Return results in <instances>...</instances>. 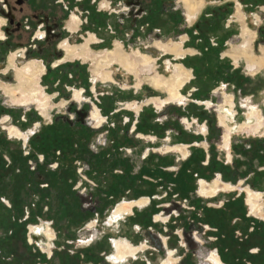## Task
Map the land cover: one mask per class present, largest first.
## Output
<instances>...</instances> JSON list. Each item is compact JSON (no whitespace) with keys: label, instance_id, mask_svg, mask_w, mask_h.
<instances>
[{"label":"crops","instance_id":"obj_1","mask_svg":"<svg viewBox=\"0 0 264 264\" xmlns=\"http://www.w3.org/2000/svg\"><path fill=\"white\" fill-rule=\"evenodd\" d=\"M54 1L56 2V0ZM174 2L177 4V7L171 11L165 9L162 11H154V9L151 8L149 10L150 12L137 20V25L135 24L136 22H134L132 26L129 24L128 30L126 29L128 32L126 33L129 35L127 40L130 41L132 50L151 49L152 51V49H154L158 51L157 54L151 52V55L157 60V70L159 69L158 61L163 59V71H159L160 73L170 75L172 71V69L166 68V60H170L174 63L178 61L186 63L187 68L191 72V77L181 88L185 100L181 103H164L160 107L152 102L147 103L150 98L155 96L161 98H167L169 96L166 90L158 89L150 82L149 76L153 75L154 72H151L150 74L144 72L137 76L116 64L115 66H117L121 75L117 79L122 80L123 77L125 79V76H128V78L134 83L131 84L129 89L122 88L127 86V83L119 84L121 85L119 86L120 91L112 94L115 95L114 100H119V103H114L113 107L106 105L105 101L104 104L102 103L101 105L94 103L99 107L101 114L105 117L103 123L98 129L90 130L87 127L80 129V138L83 143L87 145L94 143L104 130H107V134H110L107 139V144L95 152L92 157L85 159V163L89 167L90 173H88L87 170V175L88 177L90 176L89 179L108 200L109 209L107 217L110 218L112 216L116 209L115 207L123 202V200L133 201L141 197H148L150 199L145 206H134L131 213L121 216L113 224L97 231V234L94 237V239H100L103 235L110 236L113 242L119 237L118 239L126 240L131 245L138 246L147 244V248L139 251L135 257H129L124 262L113 263L108 259L103 262V264H128L129 260L132 261L129 264H163V261L168 257L169 251H173V256L177 259L175 264H197L192 257V253L186 250L184 246H178L175 242L177 234L174 231L182 224L178 223L177 226L174 225L179 220H172V223L166 222L163 224L154 220L149 215L150 209H153L155 205L160 207L159 205L164 202L160 200L163 199L161 198V195H163L165 189L164 186L167 183L163 181L164 186L155 189L154 184L158 182H154L151 178L147 177V175L158 172L157 176H162V172L156 169H153V171L150 169L151 164H155L158 159L165 158L166 156L175 157L179 155L176 152L161 151V148L169 143L176 145L187 142L192 146L196 143L203 144V142H205L204 146L209 155L207 163L210 162L212 156L222 155L225 157V152L222 148L225 128L220 123L219 110H210L217 103H214L211 107H207L201 101L206 93L202 94V96L198 94L199 91L201 94L200 88L204 85L203 83L206 80V76L204 74L205 69L199 64L197 57L201 53L197 50H201L204 46H207V41L209 42V40L217 41L220 48L222 47L223 49L228 50L240 46L244 40L242 37L244 24L249 26V28L255 33V38L253 40L254 50L257 49L261 52V49L264 48V19L259 20L257 18L259 12L264 15V0H207L206 5L200 9L197 16L192 18V20L188 19V12L183 3L180 0H174ZM239 9L245 14L244 20H241L239 17ZM44 11L45 9H42V12ZM110 17H112L113 23L112 21H98L100 23L99 26H101L98 30L96 29L95 24H89L87 26V29L98 32V36L102 38V42L99 44H103L107 41L111 44L112 42L115 43L118 39H120V41L125 39L122 35V32H124L123 30L118 29V33H116L115 36L109 33L108 28L116 25V17H113L112 15ZM68 21L69 19H67L62 24L63 27L58 30L60 36L63 34L79 33L83 30V28L80 27L76 32H71ZM40 27V29H43L44 25L41 24ZM99 30L101 31L99 32ZM90 32L91 31H89V33ZM196 32L199 35H196ZM183 36H186V43L193 45L192 48L195 49L193 54L176 56L171 53H164L158 49L153 42L154 38L159 39L158 41L164 42H168L165 41L167 39L171 41L174 38H178L177 41L180 42ZM62 38L63 37L60 39ZM60 39L55 41L51 46L47 45L40 52V61L44 62L46 65H52L49 67V70L51 72L53 71V77L51 79L43 81L41 77L42 82H44V85L42 86L47 94L52 96L53 99L59 98V103H64L61 104L63 107L68 105L69 111H72L73 107L75 110L78 108L83 109L85 105L82 103H84L85 99L82 102L76 101L74 98V90L80 89L82 90L83 96H90L92 88L90 90L89 86H91V84L89 85L88 81H94L93 83L95 87L100 83L106 84L110 82H104L100 77L94 74L91 75L88 72L87 68H89L91 60L84 61L81 58L68 59L61 62V65L65 67L54 66L53 62L56 60V55L62 51L59 45ZM114 43L110 46L104 47L103 50L110 49V47L114 46ZM26 50L24 53H26ZM43 53L50 54L44 56ZM224 57L228 56H223V58ZM76 62L82 67V69L78 68V65L75 66ZM240 63V65L236 66L232 64L233 67L230 70V73L224 79L220 78L221 84H226V88L230 86L232 87L236 102L250 96L249 102H256L257 107L260 108L264 114V67L252 75L247 69V62L244 58L240 59ZM139 80H142V84L140 87H136ZM206 96L211 98L209 92H207ZM133 101L142 104L139 112L127 106L128 103ZM91 109L92 113L93 108ZM235 109H238L237 106ZM235 112L238 114V121L235 120V117L230 124L238 129V127L245 121V117L241 116V111L239 109L235 110ZM210 113H216L218 119H215L212 115L210 116ZM173 115H177V117L174 118ZM37 117L39 121H43V115L38 114ZM183 118L188 119L191 126H188L183 121V123L181 122L182 124H179V119ZM78 123H80V121ZM78 123L75 124V128L78 127ZM203 128H205V132L202 131ZM101 136L104 137V134ZM201 138L205 141H202ZM237 143H241L242 146L250 143L264 145V125L257 133L247 130H236L233 132L230 146L226 150L228 154H232V161L225 162L222 169L223 171L216 172V176L220 173L224 180L238 182L240 179H244L246 183L248 179L244 176H247L250 172L256 170L264 171V166L262 167V165H264V147H262L257 153L259 159L255 161L253 165L246 164L245 167L236 169L235 171L233 161L234 156L236 155L235 144ZM67 144L65 143V145ZM66 153L67 152H64V154ZM178 158L180 160L179 156ZM125 161L128 164H125ZM175 164H177V161ZM160 169L165 172L171 171L169 168L165 169L164 166ZM176 169L177 166H173L172 170ZM230 169H232L231 175L226 171H230ZM214 179H216V177ZM240 182L243 183V181ZM248 185L250 188L255 187L251 184ZM259 191L263 193L264 197V187L259 189ZM240 192L243 193L242 191ZM198 195L200 196L199 193ZM55 203V206H52L53 204L51 205V209L53 210L54 207L55 210H58L57 222L62 225L63 231L68 232L69 229L73 230L79 228L81 222L86 220L85 217H81L82 220L80 219L81 221H77L74 217L76 211L78 212L80 208L78 201L68 200L67 207L59 204L60 202L58 199ZM57 205H59L58 208ZM244 205L246 206L245 201ZM226 206L229 207L230 205L226 204ZM205 207L212 206L209 203L207 204L200 200L198 210ZM246 209L247 216L253 217L248 213V206ZM217 210L219 209L215 208V210L212 211ZM155 212V215H157V210ZM212 217L213 219L216 218L214 215ZM257 220L264 223V219ZM181 223H183V220ZM56 226L61 228L57 223ZM133 233H139L141 242H136ZM210 234L213 235V233ZM86 237H88V233L85 234V238ZM254 248L257 249V247ZM253 249L249 250V254L256 255L260 251V247L256 251ZM114 251L115 248L113 245L112 254ZM213 254H217L224 264H253L250 259L249 263H245V259L239 261L234 259V256H231V259L226 261V263L216 251H213L210 256V264H214L211 260Z\"/></svg>","mask_w":264,"mask_h":264},{"label":"rangeland","instance_id":"obj_2","mask_svg":"<svg viewBox=\"0 0 264 264\" xmlns=\"http://www.w3.org/2000/svg\"><path fill=\"white\" fill-rule=\"evenodd\" d=\"M50 1L49 0H0L1 7L6 9L7 11H11L10 17H9L10 22H8V19H6V18H5V20L0 19V26L2 25L3 29L5 30V34L7 36V38L0 40V154L3 155L5 160L13 159L15 161L14 164L16 165L15 167H12V168H8L7 165L2 166V167L0 166V174L2 175L1 176L2 178H0V200L2 202L7 203L8 201L11 202L12 200H14L17 196V199H19V203L21 206L29 207L28 210L30 211V218L31 219L28 221V224L29 223L41 224L43 222H48L50 220L54 221V223L52 225L53 229L52 228L51 229L54 232V234L56 235L55 243L57 244V248L64 247L65 249H67L71 252L72 251L74 252V253L69 254L70 264H103V262L110 259V257L112 256V246L114 245L112 238L110 236H104L103 235L102 237H100V239H98V238L93 239L94 241H93V243H91V245H88L87 241H84V240H86V239L82 238L83 233L85 231L84 228L86 227V225L88 223L93 221V219H95L96 216L92 212H83L81 209V206L79 208V211L78 212L76 211L74 217L77 221H79L80 219L82 220L81 217H85L86 220L84 222H81L79 228H76L73 230L69 229L68 232L63 231L62 225H60L57 222L58 221L57 220L58 210L57 209L55 210L53 207V211L50 213V215L52 217H50L48 214L49 211L46 209V207H48V206L51 208L52 204H53L52 206H55L56 205L55 201L57 202V199L60 202L59 204L63 205L62 202L60 201V195H58L59 191L55 190V191H53L54 193L49 191V192H51L50 196L46 192L38 191V189H37L38 187H37L36 183H37V181H39V179L37 178L35 172H33V171H32V173L29 172L31 168L28 167V162H25L24 158L19 155V152H21L22 147H23V143H24L23 138H18L15 135L11 136V134L9 133L8 128H7L8 126L16 125L18 128L21 129V131L25 134V136H28V135L30 136L34 131L38 130L37 127L41 126L42 123L48 124V123H51V121H53V120L55 122L59 123L58 119L60 120L62 117L66 116V115L71 116L70 114H73L75 112L74 107H73L72 111H69L68 105L67 106L64 105L65 107H63L61 105L63 102L60 104L59 98L53 99L51 96V99H50V97H49L50 95H49L48 96L49 110H48V115L45 116L40 112V110L38 109V106L35 105L34 103H31L30 105H19L21 103V101L23 103V101H24L23 97H18L15 99V98L7 95L4 92L5 87H16V86H18L19 79L16 78L17 77L16 76L17 70H21L22 67L26 66V63L29 62L31 59L32 60L36 59L39 61L40 57H41L40 52L47 45L51 46L55 41L59 40L61 37H63V38L60 39V42L63 39H69L72 44L81 45L84 43L83 42L84 38L86 36H88V34H85V32L80 31L79 33L63 34L59 38H55V37H53L55 34L54 32L56 30L54 28V31H52L51 34H49V36L51 35L50 38H48V36L44 37L43 39L36 38L37 37L36 34H37L38 30L41 28V27H39L40 22L41 23L44 21L47 22V23L44 22L45 27L43 28L46 30L48 28V26L51 27L54 24H56V22L59 24V21L61 20V17H62V11L66 12V9L64 6L60 7V5L56 4V2L54 0H50ZM112 1H114V0H112ZM206 1L207 0H202V3L198 6V12L200 11V9L204 5H206ZM108 2H111V0H108ZM90 3H93V0H90ZM123 6H128V4H124ZM42 7H45V8H42ZM156 7H158V8H156ZM175 7H177V4L174 2V0H141V5L136 7V9L138 10V12L143 10V14L141 16L134 17L130 14V12H125V13L121 12L120 11L121 8L119 6V3H117V6H115L114 3L111 5V9H115L116 10L115 12H117V13L119 12L118 14L114 13L112 15L113 17L114 16L116 17L115 24L117 25L118 29L124 31V32H122L123 33L122 35L125 37V39L123 38L124 42L120 41V39H118V38L117 39L123 44V48L125 46L124 50L131 56L132 59H135L139 63L143 62V60L140 56L138 57L136 54L132 53L133 50L131 48L130 41L127 40L129 37V35L126 33V32H128V31H126V29L128 30V25L131 24V26H132V24H134V22H136L135 24L137 25V23H138L137 20H139L140 18L145 16L148 12H150L149 10L151 8H153L154 11H162L164 9L171 11V10L175 9ZM42 9H45V11L42 12ZM103 9H106V8H103ZM54 11H55V13H54ZM112 12L113 11H111L110 13L112 14ZM89 13H90V15H92L91 11ZM5 14L6 13L4 12V16H6ZM51 14H54V16L56 17L55 21L49 19V17H51ZM69 15H70V13H69ZM120 15H122V16H120ZM96 16H97V17H95L96 20H98L100 22L112 21V17H110L111 15L108 16V14H106V13L97 14ZM259 16H260L261 20L264 19V15L260 12H259ZM239 17L241 19V16H239ZM67 19H69V16L66 17L64 15L62 24ZM112 23H113V21H112ZM60 24H61V22H60ZM197 32H198V30H197ZM197 32H196V35H199ZM109 33L111 34L112 32L109 31ZM67 35H69V36H67ZM67 37H69V38H67ZM184 37L186 38V36H184ZM35 39H37V40L35 41ZM145 39H146V37H145ZM158 40L159 39L154 38L153 42L156 43ZM173 40L177 41L178 38H174ZM173 40H171V41H173ZM165 41H168V42H164V41H162V42L163 43L171 42L168 39ZM204 41H205V39H204ZM81 42H83V43H81ZM198 42H200V41H198ZM76 43H78V44H76ZM112 43H114V42H112ZM112 43L109 44V41H107L103 44H99V43L98 44H92L91 45L92 52L90 53V56H92V57H88V58L80 57L84 61L91 60L90 64H89V68H87L88 72L91 75L94 74V75L100 77L98 74H96L94 72L97 63L95 60H93V56L96 53L97 54H100V53L104 54V52L108 50V49L103 50L104 47L110 46V45H112ZM207 43H208L207 46H204L201 50H197L198 52L201 53L197 57H198L199 64L205 69L204 74L206 76V80L203 83L204 85H202L200 88L201 94L199 93L200 91L198 92V94L200 96H202V94H204V93L207 94V92H209V94H211V98H209L205 94V97L204 98L202 97L203 98L201 100L202 103L204 104V102L206 101V105L209 104L208 105L209 107L213 106L214 103L215 104L217 103L210 110H217L218 109L220 111L219 112V119H223V118L227 119V117H228L231 119L232 122H233L235 117H236L235 120L238 121V119H237L238 114H236V112H235V110H238V109L241 111L240 112L241 116L245 117V121H248V113L251 112L250 110H252L253 108H256L257 110H259L260 113L264 116L261 109L257 107L256 102H249L250 96H247V97L241 99L240 101L236 102L235 101V95L232 92V90H233L232 87L230 86V87L226 88V84L225 85L221 84L220 78L224 79L230 73V70L233 67L232 64L235 66L240 65L241 64L240 63L241 58H244L247 62L246 56H244V55H241L238 60H236L234 57V56L239 54V52H240L239 50H241V47L244 44V40L240 46H237L234 49H230V50L223 49L222 47L220 48L219 47L220 45H218V42L215 40H209V42L207 41ZM183 44H184L183 49H187V47L192 48V46H193L192 44H189L186 42L185 43L183 42ZM22 47H25L27 49L26 53L18 52V59H17L16 63L13 65L12 64L13 60H12V57L10 58V56L12 55L13 52L18 51ZM113 47L114 46L110 47V49H112ZM100 49H102V50H100ZM47 50H50V49H47ZM140 51L144 54L151 56V57H152L151 52L156 53V54L158 52L157 50H154V49H152V51H151V49H148V50L143 49ZM161 51H163V50H161ZM194 51H195V49H194ZM60 52L62 53V55L59 53L56 55V60L53 62V65L56 61L62 60L64 58V56H65L64 51L62 50ZM193 53L189 52L187 54H193ZM254 53L257 56H260L262 54V52H259L257 49L254 50ZM49 54L43 53L44 56H47ZM88 55H89V53H88ZM223 56H228V57L223 58ZM162 61H163V59L158 61V65H159L158 70L156 68L157 67V63H156L154 65L155 67L153 66L151 68L150 72L144 71L143 70L144 66L141 65L139 67V69H142V70H140V74L144 73V72H147L148 74H150L151 72H154V74L149 76V78H151L152 76H154L156 74L164 75V74L159 72V71H161V72L163 71V68H162L163 62ZM165 63H166L167 69H172L170 75L174 72V65L176 63H181V64H184L186 66V63H184L183 61H178V62L174 63L170 60H166ZM167 64H169V65H167ZM76 65H78L77 66L78 68L82 69V67L77 62L75 63V66ZM115 65L116 64H112L110 66L111 68L105 69L106 71L111 70L113 72V81H111L110 83L103 84V83L98 82L100 84L97 83L98 86H96L95 89L93 90L92 87L94 86V83H93L94 81L93 82L88 81L89 85L91 84V86H89L90 90L92 88V91L90 92L91 95L90 96H84L85 101L82 104L85 105L83 108V112L89 113L88 116H89V122L90 123L87 120H83L77 124L78 125L77 128H75L76 127L75 126L73 129H71V131L74 130L79 137H80V129H82L83 127L84 128L87 127L88 129L92 130V129H96V126L98 129L99 126H101V124H102L100 122L104 121V119H105V117L101 114L103 116V118L91 120V117H92V115H91L92 109L91 108H94V106H93L94 103H98L99 105H101L102 103L104 104V101H105L106 105L113 107L114 103H119V100H117V101L114 100L115 95H112L114 92L116 93L117 91H120L119 86H121V85H119V84L127 83L128 85L124 86L122 88L129 89L131 84L134 83L133 81H131L128 78V76H125V79L123 77L122 80H118L117 78H119L121 75L119 73L120 71H118L117 66H115ZM45 66H46V70L44 71L43 76H41L43 81L49 80L53 77V73H52L53 71L51 72L49 70V67L52 65H46L45 64ZM56 67H65V66L61 65V63H60ZM248 67L249 66H248V62H247V69H248V71L250 70L249 72L252 75H254L257 70H260V69H254L253 70L250 67L249 68ZM114 74L116 77L114 76ZM170 75H164V76L169 77ZM89 77H91V76H89ZM23 78H24V76L21 79H23ZM40 81H41V84L44 85L43 84L44 82H42L41 79H40ZM102 81H104V80L102 79ZM150 82L152 83V85H154V83L151 79H150ZM141 84H142V80H139V82L136 84V87H140ZM154 87H156V86L154 85ZM40 89L42 90L41 86H40ZM225 93L226 94H232L234 96V99H233L234 105L236 104L234 106V111H231L229 113H227L225 111V108L222 109V107H221V104L224 102V99H225L224 98ZM68 94H70V93H68ZM27 100L29 102L30 98H27ZM149 100L147 103H150ZM184 100H185V96L183 95V98H181L180 100L179 99H176V100L171 99L168 96L167 98H162L161 101L155 100V101H151V102L152 103L156 102L155 104L160 107L164 103H170V102L181 103ZM208 102H210V103H208ZM94 105H96V104H94ZM127 106L129 108L135 109L136 111L139 112V110L141 109L140 107H142V104H140L137 101H133L131 103H128ZM236 106L238 109H235ZM38 114L43 115V121L42 122L38 120V117H37ZM209 115L210 116L212 115V117H214L215 119H218L216 117V113H214V114L210 113ZM173 116H174V118L177 117V115H173ZM253 120H255L253 126H247L241 130L239 129V127H238V129H236L233 125H231V124L230 125H231V127H233L234 132L236 130H238V131L247 130V131H252L254 133H257L261 129V127L264 125V121H263L262 125H258V124H256L257 118L254 117ZM182 121L185 122L189 126L188 120L186 118L179 119V124H182L183 123ZM220 123L222 125L221 120H220ZM62 124L64 125L63 127L67 128L66 130L69 131V124L67 122L66 123L63 122ZM42 126H44V125H42ZM222 126L225 128L224 125H222ZM202 131L205 132V128H203ZM225 133H226V128H225ZM225 133H224V135H225ZM103 134H104V137L101 136ZM232 134H231V137H232ZM101 135L96 139V141L94 143H92L90 145H87L84 143L86 150H85V153L81 154V156H84V157L79 158V159H76V158L66 159L67 162L64 165L69 168V173L65 174L62 179L57 178L55 176L54 172H52L50 174L51 177H53L52 179L54 180L53 181L54 182L53 187L55 188L57 185L59 186L61 183L62 188L64 190H67L66 194L68 193L69 200H76L80 204L79 198L76 197L72 193V191L70 190V185H71L70 182H71L72 178H74L75 175H78L77 174L78 164H76V161H82L85 164V166L88 167L85 163V159L92 157L95 154V152H97L101 147L105 146L107 144V139H108L110 134H107V130H104V131H102ZM241 136H244V135H241ZM201 140L205 141L203 138H201ZM71 142L75 143V142H80V141L73 140ZM230 142H231V140H230ZM230 142H229L228 146H225L224 138H223L222 144H223L224 149L229 148ZM178 145H184V146L182 147V149L176 148V149H172L171 151H168V148H167L168 146L176 147ZM204 145H205V142H203V144L202 143H196L195 145H192V146H190L187 142H184L182 144H176V145H174L172 143L164 145V147L161 148L162 152H176L178 154H181L182 156L178 155L180 157V160H179L178 156H175V157L174 156H166L165 158L158 159V161H156L155 164H151L150 169L152 171H153V169H156V170L162 172V176H157L158 172H155L151 175H147V177L151 178L154 182H158V183L154 184L155 189L156 188H162L164 186L163 183L164 182L167 183L164 186L165 189H164L163 195H161V198H163V199L160 200V201H164V202L159 205L160 207H157L155 205L153 209H150L149 215L151 216V218H153L155 220V218H154L155 213H156L155 211L157 210V213H164L163 215L168 217L167 222H169V223H172V220H179L174 225V226H177L178 223L182 224L179 226V228H176V230L174 231L177 234V239L175 240V242L178 246L182 245V246H184V248L186 250L191 252L192 257L197 262V264H200V261H199L200 258L197 255L196 251H202L203 254L206 255V251H210L212 248L213 249L219 248V245H217L218 240L216 242H213V241L211 242V239L214 240L215 237H218V235H216L214 237L210 234L212 232L206 231V229L204 228V226L207 225V223L203 222V220H202V218L205 217L204 209L198 210V206L200 205V200L206 202L207 204L209 203L212 207H214L216 209H219L216 212L217 215L219 216V218H221V219L224 218L225 222L232 227L234 225L236 226L237 223L243 224V221L241 220L240 217L234 216L232 214L233 209L225 206V204H227L229 201L238 200L240 198L243 201H245V203H246L247 195H246L245 190H247V188H250L248 184L255 186L254 188H251L254 191H259V189H262L264 187V171L256 170V171L250 172V174H248L247 176H244L245 178L248 179L246 181V183H245L244 179H240L238 182H232L231 180H224L222 178V175L220 173H218V175L221 176V179L223 181H225L224 183L229 182L226 184L231 185V188L233 187V189L234 188L235 189L232 191H229V189L222 190V191L218 192V194L214 197L206 196L202 193L200 194L199 193L200 192V182L198 185V181L200 179H202V180L205 179V181L208 183L215 181L217 179V178L214 179L216 177V172L223 171L222 169H223V165H225L224 163L228 162L227 158H226L228 152L225 151V157L222 155L221 156H212L210 159V162L207 163L209 155H208L206 147ZM74 147H75V144H74ZM212 147H215V146H212ZM262 147H264L263 144L259 145V144L250 143V144L243 145V146L241 145V143L235 144V148H236L235 154L236 155L234 156V161H233V166L235 168V171H236V169H241V168L245 167L246 164L253 165V163L259 159L258 158L259 156H257V153L260 151V149H262ZM209 148H210V146H209ZM209 148H208V151H209ZM188 153H189V155H188ZM228 156L233 158L232 154L231 155L228 154ZM176 161H177V164H175ZM124 163L128 164L126 161ZM162 166H164L165 169L169 168L171 171L165 172L164 170H161L160 168ZM173 166H177V169L172 170ZM263 166L264 165H262V167ZM6 168H8V170ZM41 168H43V173H44V171L45 172L48 171V166H43ZM9 170H10V172H8ZM87 170H88V173H90L89 167ZM231 170L232 169H230V171L229 170H226V171L231 175V172H232ZM57 173H60V172H57ZM27 181H30V183L32 185L30 183H27ZM240 181H243L244 185H242V183H239ZM230 183H232V184H238L239 183V184L233 186ZM29 184L31 186L27 189V186ZM56 189H57V187H56ZM240 191H242L243 193H241ZM259 192H261V191H259ZM93 193L95 194V196H98L99 200H100V207H99L100 218H99V223L97 225V231H99V230H102L103 228H105L106 226L111 225V224H108L109 218L107 217L109 206H108L107 198H105L103 196L102 192H100V190H98L97 187H95V186L93 189ZM198 193L203 197H200L198 195ZM47 196H49V198H47ZM68 198L66 197L67 200H68ZM144 198H147V197H144ZM66 199H64V197H63L62 201H64V203H65ZM263 199H264V197H263ZM259 201L264 203V201H262V198H260ZM127 202H131V201H127ZM143 204H141V205L139 204V206H142ZM20 205L13 206V209L9 213V216H11V220H13L15 215H17L18 206H20ZM64 206L67 207L68 203H66ZM134 206H136V205H133L132 208ZM58 207H59V205H57V208ZM2 208H3V205H1V203H0V214L2 213V211H1ZM248 213L251 214L250 211ZM88 214H89V216H88ZM251 216H253L257 219H260V216H256V215H252V214H251ZM160 218H162L160 215H156L157 220ZM261 218L264 219L263 216H261ZM116 220H118V219H116ZM182 220H183V223H181ZM56 223L61 228H58L56 226ZM159 223H163V222H159ZM164 223H166V222H164ZM91 225H94V222H92ZM253 227H255V226L253 224H251L249 227V230L251 231ZM12 231L13 230H11L10 227H8L7 231H5L4 227L0 226V235H3L4 233L10 234V232H12ZM139 233H137L138 235L136 233L135 234L133 233V235L136 239V242H138V243L141 242V237H139ZM238 233H242V231L239 229L236 231V236H237L239 242H235L234 250H237V254L238 253L239 254L244 253L246 251V249L249 252V250L251 249L250 247L257 246L256 240L250 239L251 241L240 242V240H243V239L241 238V236ZM24 235H25L24 229L21 228V229H19V233L16 237L10 238L9 241L4 243L3 247H0V259L4 260V262H7L9 264H39L41 259L38 257L37 252H36L39 250L38 247L35 245H24L22 243ZM118 238L119 237H117L116 240L128 242L126 240H122V239H118ZM196 240H197V242L199 241V243L200 242L201 243L198 245ZM142 245H143V248L141 250H144L145 248H147V244H142ZM138 246H140V245H138ZM83 250L84 251L87 250L90 254L89 256H92L93 259H88L87 258L88 254L87 255H82V254L78 255V253H80ZM210 256L211 255H209V257ZM130 257H135V256H130ZM243 259L244 258H242V260ZM2 260H0V264H3ZM175 260L177 261L176 258H175ZM208 260H209V258H208ZM245 260H246L245 263H249L248 258H245ZM130 262H132V261L129 260V263ZM256 262L258 264H261L258 261H256ZM119 263H121V262H119ZM47 264H55V263L53 260H50Z\"/></svg>","mask_w":264,"mask_h":264},{"label":"bare ground","instance_id":"obj_3","mask_svg":"<svg viewBox=\"0 0 264 264\" xmlns=\"http://www.w3.org/2000/svg\"><path fill=\"white\" fill-rule=\"evenodd\" d=\"M180 1L184 4V6L188 12V17H189L188 19L189 20H192V18L197 16L198 6L202 3V0H180ZM100 7L106 8V9L107 8L111 9V2H108V0H104V1L100 2ZM4 12L7 13L10 17V11H7L3 7H1V5H0V19L1 20H3V19L5 20V18L6 19L9 18V17L7 18L4 16ZM238 14H239V16H241L242 20L245 19V15L240 11V9H239ZM257 18H259V20L261 19L259 15H257ZM81 22H82L81 16L77 15L76 13L73 12L71 17L69 18V21H68L70 31L76 32L80 28ZM101 30H99V32ZM4 31L5 30L2 28V26H0V40H3L6 38V34ZM47 31H48V28L46 30L39 29L37 34H36L37 38L43 39L46 36V34H47V36L49 34H51V32H47ZM97 35L93 32L88 33V36H86L84 38V41H83L84 43L81 42V43H83L81 45H75V44H72L69 39H63L59 43V45H60V47L62 46L61 49L64 51V53L66 52V56H65L66 60L80 58V57H83V58L92 57V56H90V53L92 52L91 45L99 43V38ZM242 36L244 39V44L242 45L241 50H239L240 51L239 54L234 56L235 59L238 60L241 55H244V56H246L248 66L251 69L254 70V69L263 68L264 67V48L261 47L262 48L261 49L262 54L260 56H257L254 53V46L252 43L254 38H255L254 31H252L249 28V26L244 24L243 29H242ZM181 40L182 41H180V42L179 41H171L169 43H163L162 41H157L155 43V46H157L158 49L163 50L165 53H172L176 56L185 55L189 52H191V53L195 52L194 49H192V48L183 49V46H184L183 42L185 43L186 39L183 36ZM76 44H78V43H76ZM25 50H26V48H23V49L21 48V49H19V51L15 52V53H17L16 59L13 56L12 60L15 59V62H16L18 59V52L24 53ZM88 53H89V55H88ZM132 53L136 54L138 57L140 56L142 58L143 62L139 63L135 59H132L131 56L124 50L123 44L119 40H116L114 43V48L108 49L107 51L104 52V54H102V53L97 54L96 53L93 56V60H95L97 63L94 72L96 74H98L104 80V82H111V81H113V72L111 70L106 71L105 69L111 68L110 66L112 64H118V65L122 66L126 71H128L130 73H134L137 76L140 75V70H142V69H139V67L141 65L144 66V68H143L144 71L150 72L151 68L156 64V58H153L147 54H144L138 49L137 50L134 49L132 51ZM65 58H63L62 60L56 61L55 62L56 64L54 63V66L55 65L58 66L62 61L63 62L66 61V60H64ZM58 62H59V64H58ZM167 65H169V64H167ZM45 70H46V66L42 61H40V60L38 61L36 59H33V60L31 59L29 62L26 63V66L22 67L21 70H17V73H16L17 77L16 78L19 79L18 86H16V87H5L4 91L6 92L7 95H9L15 99L18 97H23L24 101H23V103L21 101V103L19 105H30L31 103H34L35 105L38 106V109L40 110V112L43 115L47 116L48 110H49V101H48L49 94H47V92L44 90V88L41 84V81H40L41 76L43 75ZM23 76H24V78L21 79ZM190 77H191L190 70L184 64L176 63L174 65V72L169 77H166V76L161 75V74H156V75L152 76L150 79L153 81L156 88L165 89L168 92L169 97L171 99H175V100L179 99L180 100L181 98H183L181 88L190 79ZM40 86L42 87V90L40 89ZM92 88L94 90L95 86H93ZM49 97L51 99V96H49ZM27 98H30L29 102H28ZM74 98L76 99V101L82 102L84 100L82 90L75 89L74 90ZM224 98H225L224 102L221 104L222 109L225 108V111L227 113L234 111V106L236 105V104L234 105V100H233L234 96L232 94H226L225 93ZM155 100L161 101L162 98L155 96V97L150 98L149 101L151 102V101H155ZM208 103H210V102H208ZM62 104H64V103H62ZM204 105H206V101L204 102ZM208 105H206V106L209 107ZM93 110L94 111H92V113H91V115H92L91 120L103 118V116L100 113L98 106L96 107V105H94ZM250 111L251 112L248 113V121H244L239 126L240 130L247 127V126H253V124L255 122V120H253L254 117L257 118L256 124H258V125L263 124L264 117L260 113V111L257 110L256 108H253ZM220 120L222 122V125H224L226 128V133H225L223 138H224L225 146H228V144L231 140V134L234 132L233 127H231V125H230V122H232V121L228 117H227V119L223 118ZM100 123H103V121H101ZM188 124H189V126H191V123L189 120H188ZM12 126H16V125H12ZM8 131L10 134H14L18 138H24L25 140H27V136H25V134L17 128L11 127V128H8ZM183 146L184 145H178L176 147L168 146L167 148H168V151H171L172 149H176V148L182 149ZM222 148H223L224 152L227 150V149H224L223 144H222ZM179 155L182 156L181 154H179ZM188 155H189V153H188ZM226 158H227L228 162L232 161V158L230 156H228V153H227ZM216 178L217 179L215 181L210 182V183H208L202 179L199 180V182H200V192L199 193L200 194L202 193L206 196L214 197L218 194V192H220L222 190L229 189V191H232L235 189V188L233 189V187L231 188V185L226 184L227 182L226 183L222 182L220 175L216 176ZM240 183H242V182H240ZM232 185L234 186V184H232ZM242 185H243V183H242ZM245 191H246V195H247L246 206H248L250 213L252 215L260 216V219H263V218H261V216L264 217V203L259 201L260 198H262V201H263V193L259 192V191H254L251 188H247V190H245ZM201 197H203V196H201ZM147 198L141 197L139 199L133 200L132 202H127V201L123 200V202L119 203V205L117 207H115L116 209L114 210L113 215L109 218L108 224H113L116 219L120 218L121 216H124L125 214L132 212V206L133 205L139 206V204L141 205L144 203L142 206H145L149 202V198L148 199ZM157 215H160L162 218L157 220L156 215H155L156 221L163 222V223L167 222L168 217L164 216L163 213H159ZM90 226H93V225L90 224ZM51 228L52 227H50L49 225H44V224H40L37 226L32 225L30 227L31 236L34 234L38 243L43 247L44 250L48 251L49 253H51V248H52L51 241L55 237V234ZM31 240H32V238H31ZM114 248H115V251L110 258L114 263H119V262L126 261V259H128L130 256H136V254L143 248V245L134 246V245L129 244L128 242H124L121 240H114ZM211 260L213 261L214 264H224L219 259L217 254H213L211 257ZM175 263H176V260L173 256V251H169L168 257L166 260L163 261V264H175Z\"/></svg>","mask_w":264,"mask_h":264},{"label":"built area","instance_id":"obj_4","mask_svg":"<svg viewBox=\"0 0 264 264\" xmlns=\"http://www.w3.org/2000/svg\"><path fill=\"white\" fill-rule=\"evenodd\" d=\"M103 0H93V3H90V0H56V4L60 5V7H65L66 12L62 11V16L64 17V15L67 17L71 16V14L77 13L78 15L81 16L82 18V22L80 24V27L83 28V32H85V34H88L89 31L95 33L96 35L98 34L97 31H92L87 29V26L89 24H95L96 29L98 30L99 27V22L98 20H96L95 17H97V14H102V13H106L108 14V16L113 15L116 10L115 9H103L100 7V2ZM114 3L115 6H117V3H119V6L121 8V12L125 13V12H130V14L134 17L137 16H141L143 14V10H141L140 12H138V10L136 9V7L141 5V0H111V5ZM124 4H128V6H123ZM61 10V9H60ZM92 12V15H90L89 12ZM111 11L112 14L110 13ZM55 13V11H54ZM70 13V15H69ZM119 13V12H118ZM117 13V14H118ZM122 16V15H120ZM108 31H111L112 35L115 36L116 33H118V27L117 25H113L110 26L108 28ZM83 34V33H82ZM98 36V35H97ZM46 37V36H45ZM99 38V43L102 42V38ZM89 113H85L83 112L82 108H78L75 110V112L73 114L66 115L64 117H62L60 120L58 119L59 123H63V122H67L69 124V127L71 129H73L76 125V123H78L79 121H83V120H87L89 122ZM57 122H55L54 120L51 121V123H42L41 126H38V130L34 131L30 136L28 135L27 140H25L23 138V147L21 152H19V155L21 157L24 158L25 162H28V167L31 168L30 172L32 173L35 172L37 173L40 169V167L43 166H48V171H44V176H42L41 178H39V181H37V189L38 191L41 192H48V191H59L60 185L56 186L54 188L53 187V177H51V173L54 172L55 176L57 178L62 179V173L69 171V168L66 167L64 164H66V159L68 158H82L84 156H81V154L85 153V148L80 149L79 147V143L75 142V147L73 145V151H71L70 153H66L64 154V150L57 148L54 150H41L40 148L36 147L33 144V139L35 137H37L40 133L41 130L43 128L42 125L44 126H48V125H53ZM90 123V122H89ZM27 133V132H26ZM77 155V156H76ZM7 159V158H6ZM15 161L13 159L9 160H5V158L3 157L2 154H0V166H5L7 165L8 168H12L15 167L16 165L14 164ZM76 164H78V175H75L74 178H72L71 182H70V190L72 191V193L79 198L80 200V206L83 212H92L95 214L96 218L93 219V221H91L90 223H88L86 225V227L84 228V233H83V239H86L84 241H87L88 245H91V243H93V239L97 234V225L99 223V218H100V211H99V207H100V200L98 196H95V194L93 193V189H94V185L92 183V181L89 179L88 175H87V167L85 166V164L82 161H76ZM76 166V165H75ZM8 168H6L8 170ZM10 172V170L8 171ZM60 172V173H57ZM2 175L0 174V178ZM19 176V175H18ZM17 176V177H18ZM27 183H30V181H27ZM31 184V183H30ZM28 185L27 189L32 185ZM63 189V188H62ZM61 191V195L62 198H68V193L66 194L67 190H60ZM54 193V192H53ZM41 195V194H40ZM47 198H49V196H47ZM1 205H3L2 208V213L0 214V226L4 227V230L7 231V228L10 227L11 230H13L12 232L9 233H4L3 235H0V247H3V244L6 243L7 241L10 240V238L16 237L19 233V229H24V238L22 240V243L24 245H35L38 247V251L37 255L38 257L41 259L39 264H47L50 260H53L55 264H64L63 262V258H62V253H74L73 251H69L67 249H65L64 247L61 248H57V244L55 243L56 241V235L54 237V239L51 241L52 243V248H51V253H49L48 251L44 250L42 246L39 245L38 241L36 240L34 234L31 236V229L30 227L32 225L37 226L40 224H28V221L31 219L30 218V211L28 210L29 207L26 206H21L19 203V199H17V196L14 200H12L11 202H2L0 200ZM27 203V202H26ZM18 206V212L17 215H15L14 219L11 220V216H9V213L11 212V210L13 209V206ZM46 209L49 211L48 214L50 217H52L50 215V213L53 211L49 206L46 207ZM50 209V210H49ZM10 222L11 223H15L18 226L16 227H11L10 226ZM94 222L93 226H90V224ZM54 221L50 220L48 222H43L41 224L44 225H49L50 227H52ZM204 228L206 229V231H210L213 234L217 233L218 229L214 228L212 226H210L209 224L205 225ZM53 229V227H52ZM253 229V228H252ZM88 233V237L85 238V234ZM240 236H242V233H238ZM212 236H216V235H212ZM32 238V240H31ZM218 240V237H215L214 240L211 239V242H216ZM210 242V243H211ZM198 245L201 243H199V241L197 242ZM216 251L217 253L220 254L219 248H215V249H211L210 251H206V255L203 254L202 251H196L197 255L200 258V264H208V258L209 255L213 252ZM79 254L82 255H87L88 259H93L92 256H89V252L86 251H81ZM2 260V259H0ZM2 263L4 264H9L7 262H4V260H2Z\"/></svg>","mask_w":264,"mask_h":264},{"label":"trees","instance_id":"obj_5","mask_svg":"<svg viewBox=\"0 0 264 264\" xmlns=\"http://www.w3.org/2000/svg\"><path fill=\"white\" fill-rule=\"evenodd\" d=\"M62 123H55L53 125H48V126H43L41 133L33 139V144L40 148L41 150H54L57 148L63 149L64 152L70 153L73 151V145L71 141L77 140L80 141L78 142L80 145V149L85 148V144L83 141H81V138L76 134L74 130L71 131V128L69 127V131L66 130L67 128H64ZM65 143H68L65 145ZM84 145V146H83ZM25 161V160H24ZM30 172V171H29ZM31 173V172H30ZM69 171H66L62 173V177L65 174H68ZM37 178H41L45 174L43 173V168L40 167L39 171L35 173ZM60 190L62 189V186L59 188ZM59 190L58 195H60V201L62 202L63 206L68 203V200L66 198L65 203L62 201V195L60 194L61 191ZM50 196L51 192H47ZM230 205L229 207L233 209V215L240 217L241 220L243 221V224L237 223L236 226H230L225 222V219L219 218L217 216V211H212L215 210L213 207H205L204 212H205V217L202 218L203 222L211 225L214 228H217L218 231L217 233H214L213 235H218V242L217 245H219V251H220V256L223 259L224 262L229 261L231 259V256H234V259H237L239 261H242V258H248L252 260L253 264H258L256 261L260 262L261 264H264V223L260 222L259 220L253 218V217H248L246 214V206L244 205V201L240 198L238 200H232L227 203ZM226 206V204H225ZM222 212V211H221ZM216 216L215 219H213L212 216ZM253 224L255 227H253V230H249L250 225ZM11 227H16L18 226L15 223L10 222ZM242 231V236L241 238L242 241H251V240H256L257 246L254 247H260V253L256 255L249 254V252L246 251L244 253H238L237 250H234V245L235 242H239L237 236H236V231L237 230ZM251 239V240H250ZM251 248V247H250ZM62 258L64 264H70V256L67 253H62ZM229 256V257H228ZM227 263V262H226ZM210 264V263H208Z\"/></svg>","mask_w":264,"mask_h":264},{"label":"flooded vegetation","instance_id":"obj_6","mask_svg":"<svg viewBox=\"0 0 264 264\" xmlns=\"http://www.w3.org/2000/svg\"><path fill=\"white\" fill-rule=\"evenodd\" d=\"M10 13H11V11H10ZM5 17L8 18L9 15L6 13V16H5ZM63 18H64V17L62 16V17H61V20L59 21V24L56 22V24H54L53 26H51V27L48 26L49 29H48L47 32H52V31H54V28L56 29L55 32H54L55 34L53 33V34H54L53 37H55V38H59V37H60V33L58 32V30L61 29V28L63 27V26L61 25V24H62V21H63ZM49 19L55 21V20H56V17H55L54 15H51V17H49ZM8 22H10V19H9V18H8ZM44 22H45V21H44ZM44 22H42V23L40 22V26H41V24H43V25L45 26V23H47V22H45V23H44ZM60 22H61V24H60ZM40 26H39V27H40ZM43 30H45V29H43ZM46 37H47V34H46ZM50 37H51V35H50V36L48 35V38H50ZM35 41H36V39H35ZM61 47H62V46H61ZM23 48H25V47H22V49H23ZM20 49H21V48H20ZM18 51H19V50H18ZM16 52H17V51H16ZM16 54H17V53L13 52L12 55L10 56V58L14 56L15 59H16ZM59 54L62 55L61 52H59ZM65 56H66V52H65ZM65 56H64V58H65ZM15 59L12 61V64H13V65L16 63V62H15ZM64 60H66V58H65ZM58 64H59V62H58ZM4 92H5V91H4ZM5 93H6V92H5ZM45 94H46V93H45ZM96 107H97V106H96ZM263 117H264V116H263ZM11 127L17 128V129H19V130L21 131V129L18 128L17 126H9L8 128H11ZM99 127H100V126H99ZM96 128H97V126H96ZM11 135H14V134H11ZM27 138H28V136H27ZM198 185H199V181H198ZM68 200H69V198H68ZM149 201H150V199H149ZM131 202H132V201H131ZM137 206H138V205H137ZM158 214H159V213H158ZM163 214H164V213H163ZM166 217H167V216H166ZM253 248H254V247H251V249H253ZM258 248H259V247H257V249H258ZM257 249L254 248L253 250L256 251ZM259 253H260V252H259ZM211 254H212V253H211ZM211 254H210V255H211ZM110 259H111V258H110ZM209 259H210V257H209ZM126 260H127V259H126ZM208 261H209V260H208ZM123 262H124V261H123Z\"/></svg>","mask_w":264,"mask_h":264}]
</instances>
